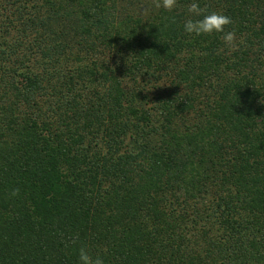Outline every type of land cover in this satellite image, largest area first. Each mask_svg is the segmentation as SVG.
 Here are the masks:
<instances>
[{
    "label": "trees",
    "instance_id": "1",
    "mask_svg": "<svg viewBox=\"0 0 264 264\" xmlns=\"http://www.w3.org/2000/svg\"><path fill=\"white\" fill-rule=\"evenodd\" d=\"M192 2L0 0V264H264V0Z\"/></svg>",
    "mask_w": 264,
    "mask_h": 264
},
{
    "label": "clouds",
    "instance_id": "2",
    "mask_svg": "<svg viewBox=\"0 0 264 264\" xmlns=\"http://www.w3.org/2000/svg\"><path fill=\"white\" fill-rule=\"evenodd\" d=\"M154 2L156 8L162 7L169 12L179 7L178 0H154ZM145 11L147 12L148 10L146 9ZM187 12L190 17H202L200 19L189 18L186 20L184 30L187 34L193 36L212 35L214 33L221 34V38L228 48H236L235 32L226 31V28L233 23L230 17L216 11L206 14V9H202L196 0L187 5ZM171 22H176L174 17L171 18ZM18 194L19 189L14 190L13 195ZM79 261L80 264H104L100 256L93 257L85 247H81L79 250Z\"/></svg>",
    "mask_w": 264,
    "mask_h": 264
}]
</instances>
